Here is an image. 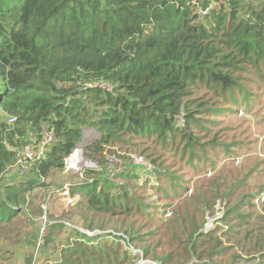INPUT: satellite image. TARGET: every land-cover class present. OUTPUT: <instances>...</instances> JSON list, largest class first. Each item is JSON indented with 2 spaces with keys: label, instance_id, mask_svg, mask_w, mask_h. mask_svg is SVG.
<instances>
[{
  "label": "trees",
  "instance_id": "obj_1",
  "mask_svg": "<svg viewBox=\"0 0 264 264\" xmlns=\"http://www.w3.org/2000/svg\"><path fill=\"white\" fill-rule=\"evenodd\" d=\"M263 64L264 0H0V112L14 117L0 120V227L34 213L31 193L51 185L45 178L63 168L85 126L100 133L94 153L151 134L164 144L181 136L193 149L205 103L188 97L192 87L232 90L239 66ZM44 131L54 140L38 154ZM26 146L35 153L26 176L4 180ZM97 182L78 186L94 212L85 229L104 230L94 227L98 212L139 211L133 194L115 198ZM39 207L35 259L53 249L45 264H116L108 232L89 236L56 220L42 233ZM63 228L59 249L53 236Z\"/></svg>",
  "mask_w": 264,
  "mask_h": 264
},
{
  "label": "rangeland",
  "instance_id": "obj_2",
  "mask_svg": "<svg viewBox=\"0 0 264 264\" xmlns=\"http://www.w3.org/2000/svg\"><path fill=\"white\" fill-rule=\"evenodd\" d=\"M235 74L238 84L232 90L192 87L188 97L205 103L196 112L198 125L191 126L197 141L193 149L181 136L164 144L151 134L103 144L94 153L100 133L85 126L77 143L84 159L76 152L80 164L91 166L74 173L64 167L54 170L45 178L51 185L31 193L34 213H20L12 224L0 227V264H27L31 257L30 263L45 264L48 255L56 257L50 249L35 259L39 206L51 221L44 232L56 220L89 231L87 220L94 212L78 186L95 179L98 190L115 198L126 190L139 204L135 215L98 212L102 214L94 220V227L110 234L113 253L119 254L116 264H264V200L259 196L264 193V64L239 66ZM8 117L0 112V120ZM177 123L183 125L182 116ZM43 134L46 143L54 140ZM38 148L44 149L43 142ZM22 163V168L10 166L4 180L26 176V161ZM210 218L214 226L205 233L200 229H206ZM68 232H55L59 249Z\"/></svg>",
  "mask_w": 264,
  "mask_h": 264
},
{
  "label": "built area",
  "instance_id": "obj_3",
  "mask_svg": "<svg viewBox=\"0 0 264 264\" xmlns=\"http://www.w3.org/2000/svg\"><path fill=\"white\" fill-rule=\"evenodd\" d=\"M8 122L9 123L14 122V117L10 116L8 118ZM50 141H51V139L49 138V141L47 143H49ZM47 143H46V141L43 140V145H45ZM30 149L32 150V148L30 146H26L25 147V152L23 151L24 152V155H23L22 158H24L23 160L26 161V170H27V159H30V158L34 157V155H35L34 151L32 150V152H31ZM42 150H43L42 148H41V151L38 148V154L42 153ZM77 150H80V156H81L82 159H84L83 156H82V149L79 146H77V144H76L75 148L71 151V153L64 158L63 167L65 168V171H70V172H73L74 173V172H77L80 167H84V168L87 167V168H89L91 166L92 163H90V164H87V163L80 164L78 162L76 156L73 158V162H71V158L73 156V153H74V151L76 152ZM22 158L20 157L17 160V164L19 165L20 168H22L21 164L23 165ZM85 160H87V159H85ZM259 196L262 198V200H264V193H261ZM43 209H44V214L42 215L43 224H42V227H41V232L42 233L45 231L46 224H48V223L51 222L50 220L47 219V215H46L47 212L45 210V207ZM218 218H219V216H217V219ZM212 220L213 219L210 218L208 220V222L205 224L207 226L205 230H202L201 229L203 232H208V231H210L213 228L214 224H212ZM81 231L84 232L85 234L89 235V236H94V235H97V234H101V233L108 232V231H105L103 229H94V230H89V231L81 230ZM92 231L94 232V234H90Z\"/></svg>",
  "mask_w": 264,
  "mask_h": 264
},
{
  "label": "bare ground",
  "instance_id": "obj_4",
  "mask_svg": "<svg viewBox=\"0 0 264 264\" xmlns=\"http://www.w3.org/2000/svg\"><path fill=\"white\" fill-rule=\"evenodd\" d=\"M75 153H76V154H75ZM74 155L77 157V160H78V158H79V153L74 151L73 156H74ZM73 156H72V158H71V162H73V158L75 157V156H74V157H73ZM80 157H81V156H80ZM80 160H81V158H80ZM80 160H78V162H79Z\"/></svg>",
  "mask_w": 264,
  "mask_h": 264
},
{
  "label": "clouds",
  "instance_id": "obj_5",
  "mask_svg": "<svg viewBox=\"0 0 264 264\" xmlns=\"http://www.w3.org/2000/svg\"><path fill=\"white\" fill-rule=\"evenodd\" d=\"M201 230V229H200ZM202 231V230H201ZM209 232V231H208ZM208 232H205V233H208Z\"/></svg>",
  "mask_w": 264,
  "mask_h": 264
}]
</instances>
